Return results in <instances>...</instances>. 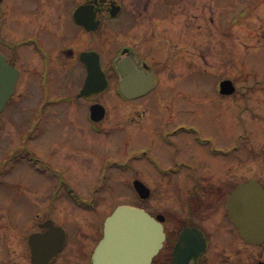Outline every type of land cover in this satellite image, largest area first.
I'll return each mask as SVG.
<instances>
[{
  "label": "flooded vegetation",
  "instance_id": "flooded-vegetation-1",
  "mask_svg": "<svg viewBox=\"0 0 264 264\" xmlns=\"http://www.w3.org/2000/svg\"><path fill=\"white\" fill-rule=\"evenodd\" d=\"M38 1L41 7L18 16L15 12L18 13L21 0H0V65L3 69L5 64L9 65L16 75L13 94L4 110L34 111L36 123H41L45 116L52 117L54 109L79 108L80 76H86L81 54L85 51L100 53L111 82L122 80L124 72L117 63L123 59L131 60L146 78H153L154 88L140 98L127 99L117 91L126 103L141 102L149 115V104L158 101L151 100V96L164 90L163 79L186 78L196 70L195 47L207 44L214 13L227 7L226 0H73V8L65 0ZM85 3L91 8L83 19L99 21L96 30L80 25V11L79 22L74 19L75 11ZM70 22L76 27L74 30L68 29ZM85 36L90 42L86 47ZM65 77L72 79L71 91L66 89L55 95L52 83L62 84ZM75 83L79 84L76 90ZM88 99L93 100L91 105L99 102L97 98ZM183 124L195 132V124ZM98 127L95 126L96 131ZM158 128L151 130V136H155L151 138L157 140L166 158L155 154L152 144H145L141 147L143 154L156 156L158 163L154 165L142 158L143 167L136 169L142 174L150 173L148 176L157 174L160 168L173 171L172 175H158L155 180L156 216L161 217L166 238L153 264H264V242H247L242 232L243 216L238 215L235 220L229 208L239 186L258 181L264 187L261 154L255 143L245 150L242 131L230 145L219 144L211 135H207L212 137L210 143L202 142L198 141L199 136H204L200 130L199 136L177 133L173 137L186 135V140L178 142L169 137L168 128ZM55 147L63 161L80 164V147L70 160L61 153L65 146ZM114 160L98 170H115ZM124 164L126 170L132 169L131 161L125 160ZM64 166L53 169L63 173L69 169ZM175 170L178 172L174 173ZM240 209L244 210L243 204ZM48 219L17 227L12 222L3 225L0 264H33L28 238L34 232H44L41 225ZM11 234L17 238L10 237ZM16 243L22 248H16Z\"/></svg>",
  "mask_w": 264,
  "mask_h": 264
},
{
  "label": "rangeland",
  "instance_id": "rangeland-1",
  "mask_svg": "<svg viewBox=\"0 0 264 264\" xmlns=\"http://www.w3.org/2000/svg\"><path fill=\"white\" fill-rule=\"evenodd\" d=\"M226 1L227 7L213 15L211 40L196 50V70L186 78H174L169 81L163 79L161 88L164 90L158 95L153 93L151 96V100L158 101L149 104V115L144 112L145 106L141 102L127 104L126 100L111 88L98 98L112 114V116L109 114L102 125L106 134L111 125L108 136L96 132L95 125L89 117V103L84 98H80L79 108L75 106L71 109L67 106L65 110L60 109L59 113L54 109L52 117L45 116L39 128L30 130L33 132L27 141L28 148L44 164L54 167L65 164L69 169L60 174L61 178L68 179L89 205L94 204L87 200L91 197V191L94 189L100 191L103 183L106 187L102 197L99 198L97 195L94 199L102 203H99L97 212L90 213L92 217H89L88 224L80 223L85 219L71 205L66 207L63 205L57 209V212L68 217L62 222L67 230L68 243L54 264H88V254L101 239L103 225L115 206L120 202L134 203L135 195L127 184L131 177L132 181L144 177L136 174L135 167L128 172L116 169L106 178L102 172L96 173V168L104 165L102 159L109 155L123 161L130 156H138L139 149L148 143L152 144L155 154L166 158V153L157 144V140L151 138L155 136L154 134L151 136L150 132L157 126L159 130L168 128L169 132L177 124L193 123L203 135L214 136L221 145L234 143L236 136L242 131L245 135V150L256 141L258 147L262 149L260 167L264 169V0ZM68 3L71 8L75 6L73 0H65L67 6ZM41 6L38 0H21V10L18 9V13H15L19 16ZM75 28L70 22L68 29ZM88 39V36H85V47L90 45ZM205 55L210 58L207 64L201 58ZM107 61L109 58H106ZM224 79L235 81L242 94H238L237 97L221 95L218 88ZM71 80V77H65L62 84L53 82V93L57 95L66 92V89L69 93L72 87ZM84 81L85 76H80V90ZM79 84L75 83L74 90ZM114 88H117L116 83ZM1 117L7 124L0 119V138H7L10 143L11 138L16 136L21 128L26 132L35 116L33 111L23 112L10 108L4 111ZM9 119L19 121L23 126L20 128L16 123V132H11L14 125ZM159 134L158 132L157 137ZM34 136L36 137L32 138ZM169 136H172L171 132ZM173 139L183 142L186 135L182 134ZM16 142L17 139L13 143ZM55 146L68 147L70 150L67 155L80 147L78 154L80 164L75 161H63L61 159L63 157L56 154ZM5 147L4 153L7 154L11 144H6ZM29 162L24 160L21 163H12L9 168L1 167L3 173L8 169L9 172L7 177L3 175L7 184L0 188V211L4 210L7 216L21 224L29 223L36 210L39 211L41 204L54 207L48 202L54 188L46 176L47 172L35 170ZM133 164L140 167L143 163L133 161ZM103 201H106V204ZM49 206L43 207L42 211L52 212L53 208ZM84 209L90 211L88 208ZM2 218L0 213V220ZM10 237L17 238L13 234ZM15 246L22 248L17 246V243ZM72 254L74 258L70 259L68 256Z\"/></svg>",
  "mask_w": 264,
  "mask_h": 264
},
{
  "label": "water",
  "instance_id": "water-1",
  "mask_svg": "<svg viewBox=\"0 0 264 264\" xmlns=\"http://www.w3.org/2000/svg\"><path fill=\"white\" fill-rule=\"evenodd\" d=\"M84 8L80 7V15ZM83 61L88 76L82 94L97 95L109 86L102 71L100 58L97 54H85ZM125 66L126 62L120 64L121 69L129 71ZM5 74H9L7 69ZM6 78L7 76H4L5 89L0 90V111L13 92L14 83L11 78L10 83L7 82ZM3 83L1 82L0 86ZM150 84L151 80L146 83L141 76L133 74L132 78L123 80L121 91L127 97H138L146 92ZM221 88L226 94L234 91L231 81H223ZM92 110L94 118H103L105 109L101 105H94ZM135 187L143 198L148 196V190L142 182L136 181ZM244 192L251 194L252 198L251 201L245 200V237L253 241L256 231L264 233V191L260 188L253 189L252 184H249L244 186ZM50 226L48 233L31 236L35 264H48L66 241V233L62 228ZM163 240V229L156 219L139 208L120 206L105 222L104 236L94 252L92 264H151L153 257L161 249Z\"/></svg>",
  "mask_w": 264,
  "mask_h": 264
}]
</instances>
